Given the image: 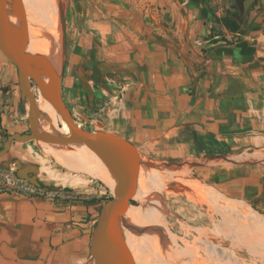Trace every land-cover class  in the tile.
I'll return each mask as SVG.
<instances>
[{"label":"crops","instance_id":"0c3cea01","mask_svg":"<svg viewBox=\"0 0 264 264\" xmlns=\"http://www.w3.org/2000/svg\"><path fill=\"white\" fill-rule=\"evenodd\" d=\"M70 2L60 83L76 122L131 141L146 158L196 169L220 189L236 186L264 209V0H255L241 33L215 42L199 0H152L145 13L154 18L139 30L113 17L107 0L101 12ZM17 82L0 51L3 133L23 131ZM120 88L123 100L109 114ZM43 148L14 142L0 160L16 179L0 193V264H94L85 229L110 188L64 169Z\"/></svg>","mask_w":264,"mask_h":264},{"label":"rangeland","instance_id":"374dc122","mask_svg":"<svg viewBox=\"0 0 264 264\" xmlns=\"http://www.w3.org/2000/svg\"><path fill=\"white\" fill-rule=\"evenodd\" d=\"M14 1L21 2H19V7L23 11L25 10L23 3L31 6L38 2V0ZM84 1L91 9L95 7L97 12L102 11V0ZM107 1L114 12V15L111 14L113 17L138 30L145 27V21L149 20L148 18H154L150 9L145 13V8L154 5L152 0ZM199 1L205 4L211 12L209 20L211 26L208 35L210 42L225 40L227 34L232 32L224 26L222 18L240 10L239 5L235 0ZM69 4H71L70 0H62L58 4L61 40L59 10L61 9L65 14L63 59L66 54L67 39L73 33V29H67L66 23ZM254 4L249 7L248 14ZM77 8L81 12L79 5ZM248 14L241 26L249 24ZM25 16L28 17L26 13ZM26 20L30 25L35 23L34 19L26 18ZM234 35L233 33V37ZM213 36L217 37L213 39ZM26 109L21 110L26 114L23 126L20 127L23 130L21 132L28 131ZM54 118L60 121L56 113ZM79 125L88 129L83 124ZM0 134L3 136L4 133L0 132ZM5 138L3 136L1 141ZM42 147L44 146L42 145ZM3 157H0V160ZM173 160L170 158L157 161L150 158L145 159L146 162H150L147 166L153 169L155 178L151 179L150 187L147 189V201L143 205H157L162 220H158L159 223L150 221L147 226L139 228L138 236L140 235L144 239L147 252H149L139 253V264H164L165 262L167 264H264V209L262 205L261 207L257 206L258 198L243 197L236 186L230 187L229 190L220 189L214 184L208 183L207 180L203 181L202 174L198 170ZM112 195L110 188L109 197ZM205 196H208L209 199ZM131 204L138 205L139 203L132 199ZM243 212L255 214L259 221L252 222L243 215Z\"/></svg>","mask_w":264,"mask_h":264},{"label":"water","instance_id":"95a60500","mask_svg":"<svg viewBox=\"0 0 264 264\" xmlns=\"http://www.w3.org/2000/svg\"><path fill=\"white\" fill-rule=\"evenodd\" d=\"M253 2L245 0L241 14ZM11 3L13 6L9 11L7 7ZM10 14L21 19L19 29L9 19ZM59 20L62 45L65 46V14L61 9ZM26 26V16L19 2L0 0V51L15 65L20 94L28 106V131L8 134L0 142V157L7 153L12 143L28 141L50 145L75 144L98 157L108 172L113 195L101 206L94 225L85 229V232H91V257L94 264H136L134 251L138 229L129 218L128 210L145 175L146 157L131 141L113 132L85 129L74 120L61 94L62 69L57 74L43 56L29 55L24 51ZM32 87H35L37 93L32 91ZM37 96L65 122L69 130L67 135L38 130L40 108Z\"/></svg>","mask_w":264,"mask_h":264},{"label":"bare ground","instance_id":"6f19581e","mask_svg":"<svg viewBox=\"0 0 264 264\" xmlns=\"http://www.w3.org/2000/svg\"><path fill=\"white\" fill-rule=\"evenodd\" d=\"M61 1L62 0H38L36 4H33L31 6L23 3L24 4L23 7L25 8L24 12L28 16L26 18L27 19L30 18V20L31 19L35 20V23H33L32 25H30L28 21L27 22L28 25L25 27L26 30H25L24 51L26 52V54L29 55L39 54L43 56L49 62V64L57 74L60 73L63 66L62 40H61V34L58 24V4ZM12 6H13L12 3L9 4L7 9L10 11L12 9L11 8ZM9 19L18 29L21 27L22 25L21 19L18 16L10 14ZM64 25H65V21H64ZM32 91L37 93L35 87H32ZM37 104L40 108V118L38 123L39 131H43L47 133L65 134V135L69 133V130L65 122L62 121L58 113L50 105L42 101L38 96H37ZM26 108H28V106ZM55 113L59 116L60 121H57L54 118ZM39 143H41L44 146L45 152L48 155H51L53 158H55L56 161L64 169H67L75 173L85 174L91 177L99 178L102 181H104L109 186V188H111L112 191L111 180L109 178L105 166L98 159V157H96L94 154H92L84 147L75 144L50 145L43 142H39ZM46 145L50 146V150L46 147ZM149 163H150L149 161L146 162V165ZM178 172L181 173L180 171ZM175 177L177 178V176ZM154 178H155V172L153 171L152 168H148L147 166L143 180L140 183V186L133 197V199L136 200L139 204L138 205L131 204L128 210V216L132 220V222L135 223L138 230L143 226H147L150 221L154 223L155 222L159 223L158 220H162L160 218L159 208L156 207L157 205L156 206L143 205L145 201H147V196H148L147 189L150 187L151 179ZM209 193H211V191H209ZM205 197L209 199L208 196ZM243 215L246 216L249 220H252V222L259 221V219L255 216V214H251V213L245 214L243 212ZM135 243H136L135 251H134L135 261L136 264H139V256H140L139 253L141 252L149 253V252H147L148 251L147 245L144 239L140 235L135 239ZM164 264L167 263L165 262Z\"/></svg>","mask_w":264,"mask_h":264},{"label":"built area","instance_id":"2783aa9c","mask_svg":"<svg viewBox=\"0 0 264 264\" xmlns=\"http://www.w3.org/2000/svg\"><path fill=\"white\" fill-rule=\"evenodd\" d=\"M122 100H123V89L120 88L118 93L115 95V103L114 106L111 108L109 114L118 111L119 105L121 104ZM15 180L16 179L9 168L8 169L0 168V193L13 190Z\"/></svg>","mask_w":264,"mask_h":264},{"label":"trees","instance_id":"16d2710c","mask_svg":"<svg viewBox=\"0 0 264 264\" xmlns=\"http://www.w3.org/2000/svg\"><path fill=\"white\" fill-rule=\"evenodd\" d=\"M235 1L239 5L240 10H237L235 13H233L231 15H225L222 18V22H223L224 26L229 31H231L234 34H237V33H241L242 32L241 24L244 21V19L246 18L247 14H248V10H246L244 14H241V7L243 6L245 0H235ZM254 2H255V0H254ZM254 2L251 5H253ZM7 135H8L7 133L3 134V136H5V137H7ZM170 160H172V159L170 158ZM131 202H132V200H131Z\"/></svg>","mask_w":264,"mask_h":264}]
</instances>
